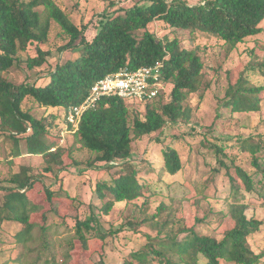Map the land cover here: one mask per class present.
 I'll return each instance as SVG.
<instances>
[{
	"label": "trees",
	"instance_id": "obj_1",
	"mask_svg": "<svg viewBox=\"0 0 264 264\" xmlns=\"http://www.w3.org/2000/svg\"><path fill=\"white\" fill-rule=\"evenodd\" d=\"M38 7L46 15L45 21L41 20ZM263 20L264 0H203L196 5L188 4L186 0H147L145 4L137 3L106 16L93 39L87 41L86 27L72 24L53 0H0V137L12 143V158L40 156L46 164L44 172H51L52 165L62 169L61 156L65 150L58 145L57 138H50V133L57 128L56 121H64L66 110L80 104L90 88L110 73L161 63L159 82L172 85L167 103L154 101L162 88L156 98L141 104L117 97L102 98L94 109L82 115L72 135L73 144L67 151L69 157L74 146L87 150L92 158L87 160L86 167L92 168L98 163L108 173V180L97 182L93 190L102 202L98 209L100 214L107 215L115 203L143 199L144 204L148 199L145 195L148 186L140 181L132 166L131 145L156 132L162 135L169 124L188 120L190 110L184 100L201 89L205 67L195 50L180 47L177 37L158 38L148 27L160 22L189 35H207L222 41L230 52L247 39L264 34L260 27ZM48 21L55 22L68 38L59 52H76L77 56L56 64L47 75V82L39 85L36 81L19 85L10 83L2 73L21 61L18 52H25L28 46L36 44V55L25 58L28 70L46 63L50 54L37 45L46 41ZM248 69L255 67L249 66L245 71ZM262 92L264 86L252 85L243 71L234 83H228L222 106L231 114L256 113L260 110ZM26 99L37 108L55 112L36 119L22 109ZM138 106L142 108L141 112L136 109ZM21 141L23 148L19 146ZM156 141L163 142L160 138ZM171 144L161 151L162 169L165 174L174 176L181 171L182 165L180 155ZM240 145L250 154L252 172H246L234 161L227 165L218 158L219 168L226 171L232 199L227 212L220 213L224 224L221 238L202 235L193 227H179L178 233L185 234L179 240L177 233L169 227L175 221L166 219L156 235L146 236L143 247L130 255L133 261L123 264H264V252L254 253L247 241L260 230L262 222L247 218L248 204L242 202L244 194L258 192L264 206V141L242 140ZM210 147L216 156L224 155V146ZM29 172V168L22 167L9 179L14 186L6 189L0 205V224L9 222L21 226L15 235L19 243H25L36 227L43 231L48 229L41 222L31 221L30 216L40 205L31 203L28 194L39 180ZM44 193L46 201L52 205L50 210L57 214L54 199L73 202V198L61 189L44 188ZM106 197L108 199L104 201ZM162 209V205L159 206L158 210ZM46 215L42 214L40 219L45 220ZM73 220L75 236L66 243L70 250L76 241L86 246L85 232L99 234L93 224L98 223L95 216L84 221L77 217ZM116 233L109 232V236Z\"/></svg>",
	"mask_w": 264,
	"mask_h": 264
},
{
	"label": "rangeland",
	"instance_id": "obj_2",
	"mask_svg": "<svg viewBox=\"0 0 264 264\" xmlns=\"http://www.w3.org/2000/svg\"><path fill=\"white\" fill-rule=\"evenodd\" d=\"M53 1L72 24L79 28L86 27L84 36L87 41H91L106 16L137 3L145 4L147 0ZM186 1L190 5L203 2ZM36 10L40 12L41 20L45 21L43 9L38 7ZM46 25V41L37 45L49 52L46 63L28 70L25 58L36 55V44L28 46L25 52H18L21 61L2 73L10 83L19 85L36 81L39 85L47 82V75L56 64L77 56L76 52H59L68 38L55 22L48 21ZM260 27L264 30V20ZM148 30L158 38H172L174 35L181 48L197 52L205 67L201 89L189 94L184 100V105L190 110L188 120L169 124L162 135L156 132L131 145L132 166L140 181L148 186L145 192L147 202L142 204L143 199H138L129 203H115L107 215L100 214L98 209L102 202L93 190L97 182L108 180V173L98 163L92 168L86 167L92 155L78 146L72 147L73 152L67 156L73 144V133L65 129L64 121H56L58 126L50 133V138H57L58 145L65 150L61 156L62 169L52 165V171L48 173L44 172L46 164L40 156L21 155L12 158V143L0 137V205L4 201L6 189L14 186L9 179L22 167L29 168L30 175L38 178L39 183L28 197L31 203L40 205L30 218L48 227L46 231L36 227L25 243H19L15 235L21 226L9 222L0 224V264H123L133 261L130 255L143 247L146 236L154 237L166 219L175 221L169 227L177 233L179 240L185 235L178 233L179 227H193L202 235L214 236L218 240L221 238L224 224L221 223L220 213L227 212L232 199L229 197L226 171L219 168L218 158L227 165L234 161L246 172L254 170L249 152L244 151L240 143L242 140L264 141V92L260 96V110L256 113L231 114L222 106V101L228 83H234L243 71L252 85L264 86V34L249 38L228 52L226 45L216 38L199 33L189 35L160 22L152 23ZM249 66L255 69L245 71ZM171 89L169 83L162 85L159 97L154 101L167 103ZM22 109L36 119L55 112L37 108L30 99L23 102ZM136 109L142 110L140 106ZM157 138L163 142L158 143ZM169 144L181 158L182 169L174 176L165 174L162 169L161 151ZM212 145L224 146V155L216 156L210 147ZM19 146L23 148V141ZM44 188L65 191L73 198L72 204L67 199H54L53 205L58 214L54 213L50 210L52 205L46 201ZM243 196L242 202L248 204L246 217L262 222L260 230L247 239L251 250L259 254L264 252V206L258 192ZM161 205L162 211L158 210ZM42 214H47L45 220L40 219ZM91 215L97 218L98 223L93 224L99 234L85 232L86 246L76 241L75 247L70 250L66 243L75 236L73 217L84 221ZM114 231L117 232L115 236H109V232Z\"/></svg>",
	"mask_w": 264,
	"mask_h": 264
},
{
	"label": "built area",
	"instance_id": "obj_3",
	"mask_svg": "<svg viewBox=\"0 0 264 264\" xmlns=\"http://www.w3.org/2000/svg\"><path fill=\"white\" fill-rule=\"evenodd\" d=\"M162 67L161 63H155L136 70L120 69L106 75L90 88L80 104L70 106L66 110L64 114L65 129L74 133L82 115L88 110L94 109L102 98L117 97L135 104L152 101L162 88V84L159 82Z\"/></svg>",
	"mask_w": 264,
	"mask_h": 264
}]
</instances>
